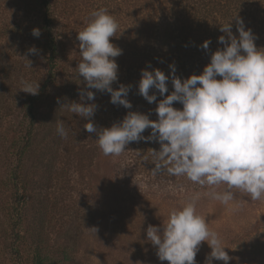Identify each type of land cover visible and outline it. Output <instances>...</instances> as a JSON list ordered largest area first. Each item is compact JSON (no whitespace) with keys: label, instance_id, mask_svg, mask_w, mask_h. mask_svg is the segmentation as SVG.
<instances>
[{"label":"rangeland","instance_id":"rangeland-1","mask_svg":"<svg viewBox=\"0 0 264 264\" xmlns=\"http://www.w3.org/2000/svg\"><path fill=\"white\" fill-rule=\"evenodd\" d=\"M26 2L0 0V264H30L35 248L50 264H169L158 259L146 230L166 223L172 209L192 199L185 197L190 194L125 182L110 155L101 151L95 158L93 140L85 134L79 142L85 154L76 147L69 152L56 130L61 115L55 116L51 131L39 125L25 141L30 120L21 80L28 74L19 70L18 56L24 54L26 40L17 25L27 22ZM64 127L67 133L72 125ZM16 135L27 146L22 157ZM14 177L21 191L13 189ZM139 189L156 194L142 199ZM226 191L233 194L227 204L198 195L197 214L218 234L231 258L228 264H264V195L253 200L243 190ZM16 213L18 259L9 253ZM210 252L207 242H201L197 264H206Z\"/></svg>","mask_w":264,"mask_h":264},{"label":"clouds","instance_id":"clouds-1","mask_svg":"<svg viewBox=\"0 0 264 264\" xmlns=\"http://www.w3.org/2000/svg\"><path fill=\"white\" fill-rule=\"evenodd\" d=\"M91 17L77 32L81 56L76 67L78 76L84 78L88 89L109 93L112 104L131 109L127 99L129 86L112 87L118 80L115 58L122 54V49L110 42L118 23L104 8L94 10ZM236 25L238 37L233 35L231 23L220 27L227 39L224 35L218 37L223 48L211 54L201 74L182 80L175 75V65H169L174 89L170 94L166 95L170 77L163 71L141 70L139 94L149 104L157 102V95L149 94L150 89H156L163 97L157 103L155 121L147 114L129 111L122 121L98 128L90 119L98 106L84 102L94 101L93 91L81 90L80 102L64 103L61 107L88 121L84 129L96 135L105 156L121 154L130 142L156 140L160 150H153V155L160 159L170 157L176 174H184L202 185L223 183L259 200L264 195V48H257L256 37L251 29H245L241 18L237 17ZM32 35L39 37V29H33ZM210 43L206 40L201 47L207 50ZM28 52L37 54L38 49L31 47ZM27 66L31 67L30 61ZM21 85V91L39 94V83L21 80ZM57 103H61L59 98ZM174 103L182 108H175ZM149 128L150 134L144 136ZM56 130L66 137L63 121H57ZM212 195L224 204L233 199L230 191ZM196 199L198 196L172 209L162 226L149 225L147 240L156 247L158 259L169 264H197L201 242L211 248L206 264L213 260L228 264L231 258L218 234L196 212Z\"/></svg>","mask_w":264,"mask_h":264},{"label":"trees","instance_id":"trees-1","mask_svg":"<svg viewBox=\"0 0 264 264\" xmlns=\"http://www.w3.org/2000/svg\"><path fill=\"white\" fill-rule=\"evenodd\" d=\"M27 22L17 25L19 32L24 34V54L19 55V70L27 71L26 80L39 83V94L31 95L24 92L27 115L30 128L25 141L28 142L39 125L51 131V123L55 116L61 115L63 123H71L63 140L69 145V152L73 147L85 154V146L80 145L84 134L93 140V150L98 157L101 152L97 137L88 133L84 124L88 121L72 113L64 103L80 102V91H93L94 101L98 107L90 119L97 126L111 127L113 123L122 121L129 111L147 114L151 120H157L155 109L160 99L156 89H150L149 94L157 95V102L149 104L138 92L141 70L160 69L169 76L166 82L168 93L174 89L171 83L169 65H175V75L186 79L192 74H201L205 65L210 62V56L216 50L223 48L218 43V37L227 34L221 32V26L231 23V31L237 36L236 19L244 21L245 29H251L256 37L258 49L264 48V0H27ZM101 8L107 9L118 23L115 36L110 42L122 49V54L115 58L118 64V80L112 87L118 88L123 84L129 86L127 99L132 108L126 109L122 105L112 104L110 94L96 89H88L84 78L78 76L77 66L81 60L77 32L92 18L91 13ZM33 29H39V37L32 35ZM211 43L207 50L201 45L204 41ZM38 49L37 54H30L29 48ZM264 51V49H261ZM31 67H28L29 61ZM220 79V77H217ZM61 103H57V99ZM175 108H182L174 103ZM151 129L145 130L148 136ZM22 139V140H21ZM24 138L15 136V141ZM27 146L23 144L18 150L22 157ZM153 150H160V143L152 141L130 142L125 151L119 155H110L115 163L114 168L119 176L127 183L135 180L146 186H156L168 189H178L187 198L224 193L226 184L208 185L193 182L184 174L174 172L175 163L171 158L160 159L153 155ZM14 176V175H13ZM13 189L21 191L16 178L11 179ZM137 196L148 199L154 196L151 190L139 189ZM19 214L13 216L14 233L13 246L10 252L13 257H20L21 248L18 245ZM17 240V241H16ZM30 264H50V260L43 256L37 248L33 249Z\"/></svg>","mask_w":264,"mask_h":264}]
</instances>
